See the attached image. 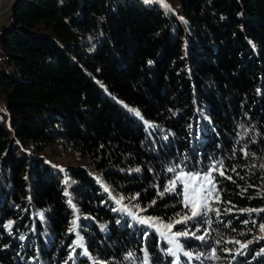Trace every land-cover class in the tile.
<instances>
[{
	"label": "trees",
	"instance_id": "16d2710c",
	"mask_svg": "<svg viewBox=\"0 0 264 264\" xmlns=\"http://www.w3.org/2000/svg\"><path fill=\"white\" fill-rule=\"evenodd\" d=\"M178 4L181 19L143 0H19L1 35L0 264H65L77 235L88 254L74 246L68 264H133L130 251L140 264L146 248L150 264H172L167 241L113 197L172 223L186 209L179 189L158 195L167 169L213 160L221 214L174 227L200 225V248L184 246L216 248L215 264H264V212L244 211L264 209V0ZM46 148L77 166L51 165Z\"/></svg>",
	"mask_w": 264,
	"mask_h": 264
},
{
	"label": "snow or ice",
	"instance_id": "6c2138e0",
	"mask_svg": "<svg viewBox=\"0 0 264 264\" xmlns=\"http://www.w3.org/2000/svg\"><path fill=\"white\" fill-rule=\"evenodd\" d=\"M145 3H152L153 0H144ZM135 116L141 117V113L136 109H131ZM191 127V126H190ZM167 139V137H165ZM247 155L248 153L245 151L244 153ZM186 166V165H185ZM260 167L264 168V164H261ZM179 165L169 167L167 171L169 173H176V176L169 180V183L166 187H164L163 191L158 192L159 196H164L165 193H171L177 191V184L182 185L183 187V200L182 203L184 205V208L187 209L190 212V215L188 214H177L178 219H175L172 223H168L167 225L163 224H157V222L153 221L150 217H142L137 215L135 212H133L131 209H129L126 205L122 204L123 197L115 199V202L117 205H120L121 210L127 212L133 220L141 223V224H149L153 228L156 229V231L160 234V236L167 241V243L170 245L166 251V253L173 257L172 264H181L180 262V256L183 255L184 257H188L191 259L193 257V253L190 251H186L183 244H181L179 237H188L192 236L195 237V239L204 241L206 239L205 235H197L196 231H175L173 232L172 229L175 224H186L189 221H193L197 217L200 216H208L210 212H215L216 216H219L221 214V210L218 208H213L211 205V200L213 199V193L215 194L214 199L216 202H219L220 200V191L217 188L218 184V178L214 173L219 174L220 177L225 176L224 172V161L223 160H213L211 165L203 169V171H188L185 172L183 168H179ZM135 171H140L139 168L135 169ZM232 171H235V168L232 169ZM99 179V178H98ZM227 179H231V176H228ZM104 186V185H102ZM104 190L107 192L109 189L107 186H104ZM111 195V193H109ZM198 194V195H197ZM196 197L195 199L193 197ZM155 203V201H153ZM113 211H116V209H113ZM225 212H230L231 208L224 209ZM244 211H261L264 212V209L259 210H244ZM12 221H9L7 225H5L6 228L11 229ZM119 223V221H117ZM211 223V221H209ZM245 223H248L245 221ZM195 227V225H193ZM77 228V222L76 220L72 221V227L69 229L70 232H75ZM261 231H264V225H260ZM20 239L23 240L24 236L21 235ZM217 244L220 243V241L216 242ZM235 243L239 244V241H235ZM252 241H249L248 244H251ZM79 246L84 248L83 245V238L77 235L76 240L73 241V247L72 251L70 252L68 259L65 261V264H68V261H71L74 259L75 255V247ZM247 244H240V247L236 249L237 253H242L243 250L247 248ZM143 251V259L140 261V264H150V255L148 249H144ZM262 252H264V249H261ZM84 255L88 254L87 248H84ZM201 254H196L195 258L197 260L200 259ZM211 260H218L220 257L217 255V249L212 248L211 254L209 256ZM235 258V257H233ZM126 260L132 261L133 264L135 262L136 253L133 251L128 252L127 256L125 257Z\"/></svg>",
	"mask_w": 264,
	"mask_h": 264
},
{
	"label": "rangeland",
	"instance_id": "374dc122",
	"mask_svg": "<svg viewBox=\"0 0 264 264\" xmlns=\"http://www.w3.org/2000/svg\"><path fill=\"white\" fill-rule=\"evenodd\" d=\"M8 3H9V0H0V10H3L7 6ZM145 4L146 5L155 4L158 7H160L161 9H163L164 12L167 15H174V16H177L180 19L182 18L181 15L178 13L179 12L178 0H153L152 3H145ZM10 24L11 23H10V21H9L8 18L2 19L0 21V28L7 29V28L10 27ZM0 42H1V47H2L3 44H2V38H1V36H0ZM1 53H2V48H0V54ZM5 68H6V70H10V71L12 70V68L9 67L8 65ZM4 109H5V104H4L3 99L0 97V112L1 111H4ZM42 154H43V156L47 159V161L51 165L56 166V167L60 168L61 170H64L65 168H68L69 166H77V164H78L76 162V159L74 158V156L69 151L63 150L62 152L54 153L51 149L46 148V150ZM185 172H187V171H185ZM175 176H176V173H175ZM177 189H179L181 191V194H182V197H183V187H182V185L177 184ZM214 196H215V194L213 193V199L211 200L212 207H213V202H216L215 199H214ZM193 198L195 199L196 197L194 196ZM71 207L74 210L76 208L75 204H71ZM183 209L185 210L184 205H183ZM185 214L190 215V212L186 209ZM178 218L179 217L176 216L175 218H172V220L174 221L175 219H178ZM153 221L157 222V224H163V225H167L168 223H171L170 221H159V220H153ZM193 225H195V227H193ZM185 230H188V231H196L197 235H203L202 232H201L202 229H201L200 225H198L197 223L189 224L188 227H186ZM172 231L175 232L177 230L175 229V227H173ZM258 234H259V232H256V235L257 236H258ZM186 238H189L191 241H192V239H195V237H192V236H188ZM179 240H180L181 244L185 245L184 242H183V237H179ZM195 240H197V239H195ZM204 241L197 240L196 243L192 244V246H194L193 248H195V249L196 248H200L201 243L204 242ZM185 250L186 251H189L186 248H185ZM190 252H192V251H190ZM192 253L194 255H193V257L191 259H193L196 254H199L198 251L192 252ZM207 253H210V252H207ZM210 254H206L204 252V254H202L203 255L202 257L200 255V258H203L204 259V262L206 264H215L214 263L215 260H211L209 258ZM217 255H220V254L217 253Z\"/></svg>",
	"mask_w": 264,
	"mask_h": 264
},
{
	"label": "water",
	"instance_id": "95a60500",
	"mask_svg": "<svg viewBox=\"0 0 264 264\" xmlns=\"http://www.w3.org/2000/svg\"><path fill=\"white\" fill-rule=\"evenodd\" d=\"M18 2L19 0H9L7 6L3 10H0V21L12 16Z\"/></svg>",
	"mask_w": 264,
	"mask_h": 264
},
{
	"label": "bare ground",
	"instance_id": "6f19581e",
	"mask_svg": "<svg viewBox=\"0 0 264 264\" xmlns=\"http://www.w3.org/2000/svg\"><path fill=\"white\" fill-rule=\"evenodd\" d=\"M8 19H11V16ZM1 35H2V28H0V36ZM0 48H2L1 47V42H0ZM5 59H6V55L4 54V51H3V48H2V53L0 54V65L3 64Z\"/></svg>",
	"mask_w": 264,
	"mask_h": 264
}]
</instances>
